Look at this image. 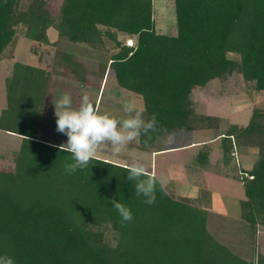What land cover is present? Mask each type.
Instances as JSON below:
<instances>
[{
    "label": "trees",
    "instance_id": "obj_1",
    "mask_svg": "<svg viewBox=\"0 0 264 264\" xmlns=\"http://www.w3.org/2000/svg\"><path fill=\"white\" fill-rule=\"evenodd\" d=\"M22 1L0 0V62L20 26L33 43L47 44L49 29L92 49L111 41L117 51L103 62L100 78L110 76L142 98L145 121L156 118L155 130L137 138L139 151L160 153L166 149L153 148L164 137L217 129L218 120L197 114L192 100L195 89L213 80L237 74L264 94V0H167L174 5V36L156 31L153 0H60L56 14L49 0H31L25 10ZM53 68L15 62L5 80L0 132L20 144L13 169L0 170V256L14 264H264V254L247 259L219 243L207 229V211L172 198L156 177L149 205L127 179V165L96 157L67 173L71 153L40 140L52 76L90 82L69 48L58 49ZM220 145L225 165L237 148L257 150L251 169L237 176L245 196L241 219L257 247L258 227L264 229V113L256 109L246 126L231 125ZM208 147L196 154L202 167ZM113 200L131 210L132 220L121 218Z\"/></svg>",
    "mask_w": 264,
    "mask_h": 264
},
{
    "label": "rangeland",
    "instance_id": "obj_2",
    "mask_svg": "<svg viewBox=\"0 0 264 264\" xmlns=\"http://www.w3.org/2000/svg\"><path fill=\"white\" fill-rule=\"evenodd\" d=\"M30 2L31 0H23L20 8L25 10ZM49 2L53 14H56L60 0ZM153 18L158 33L176 35L173 2L153 0ZM23 31L20 26L0 62V109L6 107L5 80L11 75L13 64L19 62L38 66L52 73L58 49H70L73 56L83 64L90 82L79 83L70 74V77H65L53 73L50 92L52 100L48 101L53 112H47V116H43L45 126L41 127L43 135L40 140L55 146L66 143L67 136L56 131L54 115V103L65 92L71 95L74 107L79 106L82 95L87 92L95 108L121 121L127 118L123 109L125 103L134 104L137 110L144 109L142 98L117 87L112 77L105 75L101 79L98 74L103 62H107L117 51L111 41L104 39L102 47L92 49L61 40L55 30L49 29L48 43L41 44L24 38ZM119 40L123 41L124 38L120 36ZM192 100L197 114L218 120L217 129L180 132L175 136L164 137L153 148V151L166 149L160 153L149 154L137 150L136 139L127 144L119 154H113L111 146L105 145L98 151L97 157L127 166L134 161L143 163L172 198L185 200L207 211V229L219 243L247 259L253 258V254H264V229L258 227L256 247L249 228L241 219L240 205L245 196L242 184L237 180L238 170L251 169L258 158L257 150L237 148L231 155L233 161L225 165L220 145L222 135L231 125L246 126L256 109L264 113V94L255 92L239 75L232 74L223 81L213 80L205 88L195 89ZM19 144L18 137L0 132V170L13 169V154L17 152ZM203 144L209 146V156L207 166L202 167L196 163V154Z\"/></svg>",
    "mask_w": 264,
    "mask_h": 264
},
{
    "label": "clouds",
    "instance_id": "obj_3",
    "mask_svg": "<svg viewBox=\"0 0 264 264\" xmlns=\"http://www.w3.org/2000/svg\"><path fill=\"white\" fill-rule=\"evenodd\" d=\"M123 109L127 118L121 121L95 108L87 92L82 95L78 107L73 106L69 93L58 96L54 103L56 131L67 136L60 150L71 153L73 161L64 165L67 173L86 168L105 145L111 146L113 154H119L127 144L139 137L141 131L147 134L149 130H155L157 122L154 115L147 121L143 119L145 109L137 110L132 103H125ZM127 171V179L135 182L136 194L146 197L145 203L153 204L156 199L155 176L149 175L145 165L139 161L129 164ZM112 206L124 221L132 220L131 210L127 206L117 200L112 201ZM0 264H14V261L9 256H0Z\"/></svg>",
    "mask_w": 264,
    "mask_h": 264
},
{
    "label": "crops",
    "instance_id": "obj_4",
    "mask_svg": "<svg viewBox=\"0 0 264 264\" xmlns=\"http://www.w3.org/2000/svg\"><path fill=\"white\" fill-rule=\"evenodd\" d=\"M2 109H3V108H2ZM2 109H0V110H2ZM47 112H48V113H49V112H53L51 106L48 107L47 109H45V111H44V113H43V116H47V114H46ZM44 123H45V120H44V117H43V120H42V122H41V124H40L39 132H43V130L41 129V127H43ZM44 126H45V125H44ZM46 132H47V130H46Z\"/></svg>",
    "mask_w": 264,
    "mask_h": 264
},
{
    "label": "built area",
    "instance_id": "obj_5",
    "mask_svg": "<svg viewBox=\"0 0 264 264\" xmlns=\"http://www.w3.org/2000/svg\"><path fill=\"white\" fill-rule=\"evenodd\" d=\"M127 43H128V44H127L128 46H131V45H132V41H130V40H129ZM233 154H234V153H233Z\"/></svg>",
    "mask_w": 264,
    "mask_h": 264
}]
</instances>
